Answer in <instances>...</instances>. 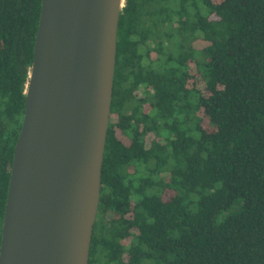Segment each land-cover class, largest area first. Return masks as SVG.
I'll list each match as a JSON object with an SVG mask.
<instances>
[{
    "label": "trees",
    "instance_id": "obj_1",
    "mask_svg": "<svg viewBox=\"0 0 264 264\" xmlns=\"http://www.w3.org/2000/svg\"><path fill=\"white\" fill-rule=\"evenodd\" d=\"M41 0H0V238ZM88 264H264V0H125Z\"/></svg>",
    "mask_w": 264,
    "mask_h": 264
},
{
    "label": "water",
    "instance_id": "obj_2",
    "mask_svg": "<svg viewBox=\"0 0 264 264\" xmlns=\"http://www.w3.org/2000/svg\"><path fill=\"white\" fill-rule=\"evenodd\" d=\"M125 0H41L0 264H88Z\"/></svg>",
    "mask_w": 264,
    "mask_h": 264
}]
</instances>
